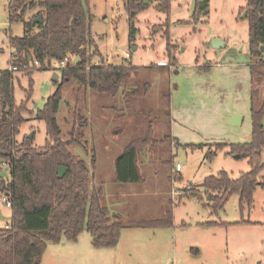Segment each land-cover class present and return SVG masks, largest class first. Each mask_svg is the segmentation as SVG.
Masks as SVG:
<instances>
[{"label": "rangeland", "instance_id": "obj_1", "mask_svg": "<svg viewBox=\"0 0 264 264\" xmlns=\"http://www.w3.org/2000/svg\"><path fill=\"white\" fill-rule=\"evenodd\" d=\"M32 1L26 0L25 20L41 10L38 4L32 6ZM89 1L94 18L91 33L101 51L91 63L124 62L132 65L137 75L123 91L109 96L75 80H63L55 60L47 70L36 69L30 75L17 70L15 99L27 101L28 110L16 138L21 141L33 134L35 145L46 144V123L36 118V112L63 86L57 115L61 136L77 137L71 149L87 160L94 175L93 185L104 187V203L125 226L114 246L96 247L86 228L76 240L63 237L51 241L41 264H264V186H257L251 206L243 204L235 192L227 194L215 209L202 186L205 177L222 170L234 178L251 170L249 158L230 154L229 146L216 150L214 145L250 139L251 104L244 107L245 118L240 114L242 122L230 125L228 117L215 115L218 111L214 103L203 101V108H197L194 100H200L189 95L187 82L193 78L206 83L209 71L199 66H214L219 61L221 48L211 44L215 37L228 43L224 48L230 49L229 54L240 53L242 58L248 54L246 61L250 60L248 20L240 14L246 0H211L208 15L197 20L192 15L196 0H172L169 15L150 6L137 15L138 34L133 41L123 0ZM9 11L8 0H0V70L11 65L10 36H22L25 31L24 21L11 23ZM168 17L169 48L164 33ZM55 74L58 81L53 79ZM254 81L258 90L255 104L259 107L264 101L262 74H256ZM230 93L225 88L220 103L228 104ZM183 98L191 106L186 119L174 111ZM150 126L153 140L138 161L142 179L117 181L116 159L134 139L147 135ZM174 131L182 134L178 141L173 139ZM194 144L203 145L192 147ZM211 151L216 154L210 158ZM0 163L1 172L10 178L9 165L1 159ZM177 164L181 171H175ZM260 176L264 179V169ZM191 188H200L203 198L180 195ZM0 210L4 216H11V207L1 197ZM153 219H171L173 223L148 226L146 221ZM9 220L0 217V226H6ZM241 220L246 222H237Z\"/></svg>", "mask_w": 264, "mask_h": 264}, {"label": "trees", "instance_id": "obj_2", "mask_svg": "<svg viewBox=\"0 0 264 264\" xmlns=\"http://www.w3.org/2000/svg\"><path fill=\"white\" fill-rule=\"evenodd\" d=\"M36 2V3H35ZM129 17L130 39L137 37V15L150 6L169 15L172 0H123ZM211 0H196L192 15L195 20L208 15ZM9 20L24 21L22 36H10L13 48L10 67L0 70V159L9 165L11 176L5 178L0 163V197L7 196L11 202V217L6 226H0V264H41L48 244L67 239H78L88 229L96 247L114 246L119 242L121 229L125 224L104 203V187L93 185L94 175L87 160L75 153L70 145L77 137L62 135L57 115L64 97L63 86L50 94L45 105L36 112V118L44 120L47 130L45 145H35L34 138H16L25 122L27 101L17 102L13 81L17 70L32 74L36 69L47 70L52 61L61 63L68 57L62 70L63 80H75L96 92L115 96L128 87L138 71L132 65L91 60L101 53L91 33L93 14L89 0H34L32 6H41L36 14L25 20L26 0H8ZM248 20V47L250 48V71L252 86V134L249 140L231 143H215V149L229 146L230 154L249 158L252 168L232 177L222 170L218 175H209L202 182L203 188L212 200L213 209L225 201L227 194L238 192L243 204L252 205L257 186H264L260 173L264 169L261 154L264 150V101L257 107L254 77L262 74L264 79V0H246L240 8ZM41 15L43 21L36 22ZM168 26L164 29L171 45ZM35 27H38L35 30ZM157 26H154V29ZM158 29V28H157ZM79 58V59H78ZM171 67V64L169 65ZM211 64L199 67L205 71ZM261 72V73H260ZM58 81V80H57ZM175 84L173 85V88ZM30 90L28 95L30 96ZM153 128L147 135L133 140L123 149L115 162V177L120 182H134L142 179L139 155L153 140ZM73 136V131H72ZM173 139H175L173 137ZM176 140V139H175ZM192 145V147H200ZM216 151H211V158ZM66 167L60 177L59 167ZM213 192V193H212ZM202 199L200 188L189 192ZM171 216V215H170ZM148 226H169L173 222L153 219ZM245 223V220L237 221ZM252 223V221H248ZM144 225V224H142Z\"/></svg>", "mask_w": 264, "mask_h": 264}, {"label": "crops", "instance_id": "obj_3", "mask_svg": "<svg viewBox=\"0 0 264 264\" xmlns=\"http://www.w3.org/2000/svg\"><path fill=\"white\" fill-rule=\"evenodd\" d=\"M226 46H228V43ZM224 47L225 46L221 47V50L218 51L217 60L219 61L216 62L212 69L207 73L208 75L207 77H205L206 83L203 82L202 79L194 80L193 78L187 81L190 83L191 87L189 95L193 96V98L195 99L200 100L199 102H196L194 100L197 108H203V101L208 103L210 102L212 105L213 103L215 104V107L218 111L215 114L217 116L223 115L228 117L229 120L230 118H232V113L234 112L236 114L238 113V115H245V118L246 114L243 112L244 107L247 103L251 104L252 107V75L250 71L249 61H246V59H248V54L245 55L244 58H242V55L240 53L229 54L230 49L225 50ZM198 83L200 84L198 85ZM225 88H229L231 91V100H229L228 104H223L222 101L220 103V100L223 99L221 98L222 91ZM177 110L179 116H183L184 119H186L185 113L191 111V106L183 98L182 101L178 103V106L174 108L175 113L177 112ZM228 124L230 123L228 122ZM175 132L177 131H174L173 137L178 141V136L182 134H178V132ZM251 134L252 133H250V137Z\"/></svg>", "mask_w": 264, "mask_h": 264}, {"label": "water", "instance_id": "obj_4", "mask_svg": "<svg viewBox=\"0 0 264 264\" xmlns=\"http://www.w3.org/2000/svg\"><path fill=\"white\" fill-rule=\"evenodd\" d=\"M35 21L36 22H42L43 21V19H42V16L41 15H38L36 18H35ZM212 47L214 48H221V47H223V46H226V42L224 41V40H222V39H220V38H217V37H215L214 39H213V41H212ZM262 47V51H263V53H264V45L263 46H261ZM79 59V58H78ZM53 79L54 80H59V75L58 74H55L54 76H53ZM242 120H243V117L241 116V115H238V114H236V113H234L233 114V117L232 118H230L229 120H228V122L230 123V124H239V123H241L242 122ZM33 135V134H32ZM32 135H30V136H28V137H30L31 139L33 138L32 137ZM237 157H240V154H235ZM59 170H60V173H59V175H60V177H63L64 175H65V173H66V167H64V166H60L59 167ZM0 217H2V218H7V219H10V217L11 216H4L3 214H2V212H1V210H0Z\"/></svg>", "mask_w": 264, "mask_h": 264}, {"label": "built area", "instance_id": "obj_5", "mask_svg": "<svg viewBox=\"0 0 264 264\" xmlns=\"http://www.w3.org/2000/svg\"><path fill=\"white\" fill-rule=\"evenodd\" d=\"M68 60H69L68 57H66L65 59H63V61L61 63H58L59 67L65 66L66 63L68 62ZM13 68H15V67L14 66L13 67H10V69H13ZM175 167H176L175 171H181L182 170V167H181L180 164H177ZM1 199H2V201H4L6 203V205H8L10 207L12 206L11 205V202L8 200L7 196H2Z\"/></svg>", "mask_w": 264, "mask_h": 264}]
</instances>
